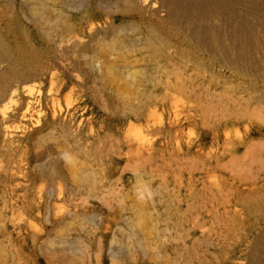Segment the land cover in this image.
Wrapping results in <instances>:
<instances>
[{"label":"rangeland","instance_id":"rangeland-1","mask_svg":"<svg viewBox=\"0 0 264 264\" xmlns=\"http://www.w3.org/2000/svg\"><path fill=\"white\" fill-rule=\"evenodd\" d=\"M34 1L42 5L38 12L30 10L31 0H0V38L9 49L0 60L2 86L25 84L38 96L53 75L57 90L51 98L64 110L69 106L75 121L83 120L86 134L93 131L73 146L74 172L94 173L106 185L112 181L129 205L135 190L148 185L160 190L155 198L162 201L146 217L130 208L105 240L138 264H181L176 258L186 264L264 263V0H159L168 5L159 13L123 3L115 8L116 0ZM93 12L108 19L105 29L90 39L87 31L80 43L68 41ZM119 35L128 36L127 47L111 53L112 60L126 72L156 66L149 82L125 76L104 81L91 70L100 43L106 47ZM30 73L38 77L24 83ZM140 109H148L145 118ZM21 127L15 112L0 115V142L6 139L3 129L20 133ZM64 136L72 141L63 126L46 125L24 143L48 164ZM138 141L151 148L149 154L138 157L130 148ZM242 191L236 205L233 196ZM188 205L216 206L218 215L206 214L203 227L190 229L184 222ZM63 206L64 200H49L47 217L32 219L46 242L39 264H51L49 241L67 234L87 245L95 237L90 218L98 213L107 218L96 198L56 216ZM137 224L146 232L159 226L170 236L168 252L144 257L130 239ZM0 240L6 242L2 233ZM26 252L35 257L31 240ZM72 257L66 264L83 259Z\"/></svg>","mask_w":264,"mask_h":264},{"label":"bare ground","instance_id":"bare-ground-1","mask_svg":"<svg viewBox=\"0 0 264 264\" xmlns=\"http://www.w3.org/2000/svg\"><path fill=\"white\" fill-rule=\"evenodd\" d=\"M55 1L66 4L75 2V0ZM158 1L116 0L114 7L125 6L133 10L150 9L152 13H159L168 5L163 2L158 4ZM31 4L29 5L30 10L34 12H38L42 7L32 0ZM174 10H171V13ZM180 11L177 9L174 12L180 15ZM107 20L102 14L93 12L91 16L85 18L84 24L72 36L68 37V41L82 42L87 31L89 35L86 39L94 37V34L105 29L104 24L107 23ZM127 37V35L122 37L119 35L106 47L102 46L103 43L101 42V46L95 50L94 57L90 61L91 70L96 71L104 81H111L112 76H125L133 82L136 80L149 82L157 69L156 66L126 72L117 63L116 58L115 60L111 58V53L123 51L127 47ZM8 50L5 42L0 38V60L7 57ZM107 58L109 59L105 60ZM16 74L21 75V69ZM37 77L36 73H30L24 78V83L35 80ZM53 78L52 75L49 89L40 91L38 96L33 95L31 86L25 84L5 90L0 80V115L4 117L9 111L15 112V116L19 117L20 123H22L20 133L3 129V136L6 139L0 142V233L6 239V242L0 240V264H39L40 252L44 255L46 252V249H43V244L46 242L43 243L41 240L43 229L35 225L32 219L47 217L49 200H64L68 203V206L59 207L55 212L56 216L65 217V214L72 213L73 207L79 209L82 205L89 203L90 198L99 199L100 205L107 211V218L101 213L90 218V223L93 226L89 232L95 234L93 241L84 245L79 240L75 241L70 239L67 234H62L47 243V247L53 252L48 257L49 262L51 264H66L68 257L78 256L83 259L79 260L77 264H106L107 253L111 264H138L135 258L127 255L124 248L116 247L113 241L107 242L104 237L112 231L115 233L121 227L120 221L126 220L124 214L130 208L139 211L143 216L146 215L150 207L155 208L162 201V198L159 200L155 198V194H160V190L149 185L145 189L135 190L136 199L131 198L132 203L129 205L127 198L115 192L112 181L106 185L104 183L106 180L99 179L94 173L84 171L79 176L74 172L73 146L82 141L81 136L83 134H85V140H89L93 136V131L86 134V126L83 120L75 121L69 106L64 110L53 97L51 98L57 90V83L53 81ZM141 94L146 98L149 97L146 91L141 92ZM141 109L140 114L142 118H145L148 109L143 111ZM147 122L148 131L153 134L155 126L150 124V118ZM46 125L63 126L72 135V141L64 136L60 150L48 164L41 162L37 158L39 156L37 151L24 143ZM130 148L138 157L149 154L148 151L151 149L144 148L141 141L130 145ZM243 195L244 192L242 191L233 196L236 205L242 201ZM230 202L231 200H228L226 203ZM187 207L184 212V222L190 229L203 227L206 214L212 218L218 215L215 211L216 206H212V209L203 206L200 208L198 206L192 207L191 205ZM130 223L135 224V220L130 219ZM132 228L133 230L130 232L132 244L133 242L137 244L144 257L152 259L154 256L168 252L170 236L162 234L159 226L155 225V227L150 228L149 232H146V229L138 224ZM14 233L16 237H14ZM181 237L180 234L179 238ZM30 240L35 248L34 258H31L26 252ZM93 245L97 247L94 248ZM162 260L167 261L165 258ZM176 261L186 264L182 259L176 258ZM250 264L264 263L261 260H255Z\"/></svg>","mask_w":264,"mask_h":264}]
</instances>
